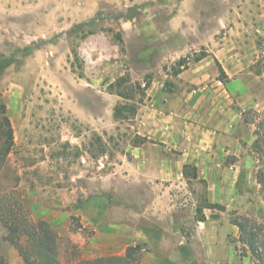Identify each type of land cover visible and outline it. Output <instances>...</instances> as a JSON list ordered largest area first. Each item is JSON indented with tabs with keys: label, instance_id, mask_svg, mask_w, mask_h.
<instances>
[{
	"label": "rangeland",
	"instance_id": "obj_1",
	"mask_svg": "<svg viewBox=\"0 0 264 264\" xmlns=\"http://www.w3.org/2000/svg\"><path fill=\"white\" fill-rule=\"evenodd\" d=\"M237 28L250 33L245 38ZM236 38L264 49V0H0V104L15 133L0 161V207L23 204L32 221L52 226L55 264L193 261L206 184L138 176L134 147L149 140L138 132L147 131L150 113L140 109L155 74L177 75L215 41ZM262 54L255 73L264 71ZM117 106L121 116L131 107L136 114L118 118ZM244 117L256 126L257 173L264 174V110ZM243 207L209 214L254 228L262 244L264 205ZM2 216L0 257L24 264ZM131 246L138 248L128 256ZM236 247L258 264L242 242Z\"/></svg>",
	"mask_w": 264,
	"mask_h": 264
},
{
	"label": "crops",
	"instance_id": "obj_2",
	"mask_svg": "<svg viewBox=\"0 0 264 264\" xmlns=\"http://www.w3.org/2000/svg\"><path fill=\"white\" fill-rule=\"evenodd\" d=\"M212 19L219 29L220 15L214 13ZM235 30L245 38L250 33ZM206 51L177 75L165 72L152 77L150 102L140 109V113L149 109L145 119L149 126L138 132L149 140L134 147V162L140 163L138 176L146 179L181 175L187 181L183 170L189 165L190 175L195 168L197 181H205V202L222 206L208 208L205 202L200 206L205 219H198L203 225L198 230V256L188 264H249L250 257L237 250L240 240L229 236L238 237L239 227L231 220L211 217L209 211L243 210V203L264 205L257 180L256 126L244 117L249 110H264V71H252L264 49L236 38L227 43L215 41ZM171 80L175 84L169 91L164 84ZM254 82L260 83V90ZM246 195L253 199L247 200Z\"/></svg>",
	"mask_w": 264,
	"mask_h": 264
},
{
	"label": "trees",
	"instance_id": "obj_3",
	"mask_svg": "<svg viewBox=\"0 0 264 264\" xmlns=\"http://www.w3.org/2000/svg\"><path fill=\"white\" fill-rule=\"evenodd\" d=\"M223 73L222 71V75ZM130 110L129 114L121 116V109L117 106L115 116L129 119L132 115L136 114V109L134 107H131ZM245 120L249 122L246 118ZM0 135L2 140L0 143V161H2V159L5 161L15 143L14 128L5 103L0 104ZM255 146H258L257 148L259 150L261 149L259 140L255 142ZM189 170L190 166L185 165L183 173L187 181L198 180L196 169L193 168L191 175ZM257 180L262 187L264 199V174L262 171L257 173ZM199 181L205 182L204 180ZM19 205L17 209L15 205H4L3 208L0 207L1 216L3 215L2 212H4L7 217L10 216L9 219L2 216L4 225L9 231L8 239H10L11 243L18 249L24 260V264H55L58 254L57 232L47 221H32L26 214L23 204ZM204 207L214 208L222 206L205 202ZM197 213H202L201 207L197 208ZM200 219H205V216L202 215ZM232 222L240 229V242L250 249L252 256L257 259L258 264H264V241L262 244L260 243L258 233L254 232V228L245 226L237 220H232ZM137 248L138 246H131L128 249V256H131ZM0 264H6L5 259L0 257Z\"/></svg>",
	"mask_w": 264,
	"mask_h": 264
}]
</instances>
